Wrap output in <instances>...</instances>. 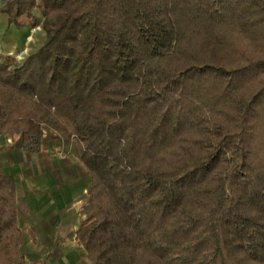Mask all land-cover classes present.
<instances>
[{"label":"trees","instance_id":"trees-1","mask_svg":"<svg viewBox=\"0 0 264 264\" xmlns=\"http://www.w3.org/2000/svg\"><path fill=\"white\" fill-rule=\"evenodd\" d=\"M2 1L46 39L0 51V136L80 144L89 264H264V0ZM22 236L0 174V264Z\"/></svg>","mask_w":264,"mask_h":264},{"label":"crops","instance_id":"crops-1","mask_svg":"<svg viewBox=\"0 0 264 264\" xmlns=\"http://www.w3.org/2000/svg\"><path fill=\"white\" fill-rule=\"evenodd\" d=\"M9 30L7 15L0 11V48ZM5 53L11 54L9 51ZM66 141L69 139L61 138L51 130H45L44 144L47 148L45 151L52 156L45 159L46 163L42 161L43 169L34 170L33 174L37 180L34 190L23 191L17 186L18 223L21 228L24 225L28 236V226L37 232L38 243L44 239L56 240L57 234L68 235L70 231H74L73 239L67 236L69 239L66 237L67 239L56 247L63 254L69 255L68 259L58 257L59 264H70L73 261L71 256L78 257L82 251L85 253L84 248L77 243L76 230L83 221L80 210L82 202L79 198L88 191L90 181L88 170L83 162L67 148ZM7 143L9 148H12L13 144L22 147L21 134L0 136V174L11 175L16 179L15 174L21 171L16 164L19 162V149L15 152L11 151L9 157L4 152ZM62 145H66L64 151L59 149ZM30 155L33 154L30 153Z\"/></svg>","mask_w":264,"mask_h":264},{"label":"rangeland","instance_id":"rangeland-1","mask_svg":"<svg viewBox=\"0 0 264 264\" xmlns=\"http://www.w3.org/2000/svg\"><path fill=\"white\" fill-rule=\"evenodd\" d=\"M2 5H3V1L0 0V7H2ZM9 28L10 30L7 32V36L5 37L6 39L4 43H2V48H0V51H4V52L9 51L11 52V54H14L21 61L29 54L36 51L46 39V33L41 27L18 29L12 25ZM66 142H67V148L74 153V156L79 158V154L81 152L80 144L77 143L76 140L74 139H69V141ZM5 146L6 148L4 152L9 157L11 156V151L14 150L15 152L17 149H19L18 152L19 162H17L16 164L21 169V171L19 170V172L15 174L17 180V186H19L20 189H22L23 191L34 190V186L37 184L35 182L37 181L35 178V174H33L34 170L43 169L44 168L43 162L46 163L45 159L49 156H52L50 154H47V152L45 151L47 150L45 144H43V148L40 153H36L33 155H30V153L26 154V152L22 150V147L19 146L17 147L14 144L12 145V148L8 147L9 146L8 143ZM64 146L66 145H62L59 149H62L64 151V149L66 148V147L64 148ZM16 154L17 153H15V155ZM12 167H13V163H12ZM85 168L86 170H88L86 166ZM89 178H90V181L88 183L89 189L88 191H86V193L83 194V196H81L82 198H79V200L82 202V206L80 210L83 216V220H85L88 217L91 210L89 203V196H88L89 195L88 192L90 191V187H91L90 172H89ZM21 229L23 231L21 252L24 255L25 259L31 264H42V263L59 264L58 257H64V258L67 257V259L69 258V255L63 254L62 251L56 247L60 246L61 243H63L68 237H71V239H73L72 236L74 235V231H70L68 235L67 234L61 235V233L59 232L60 234H57L56 240L53 241L49 239H44L39 243H34L30 239L28 234L25 233L24 225L22 226ZM71 261L72 263L70 264H89V261L86 258L84 251H82L81 255L78 257L71 256Z\"/></svg>","mask_w":264,"mask_h":264}]
</instances>
